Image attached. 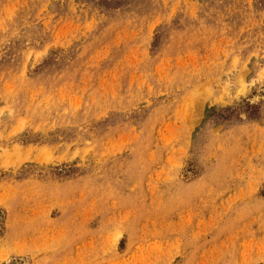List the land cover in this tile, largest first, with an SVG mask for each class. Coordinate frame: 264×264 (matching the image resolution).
Segmentation results:
<instances>
[{"label":"rangeland","instance_id":"374dc122","mask_svg":"<svg viewBox=\"0 0 264 264\" xmlns=\"http://www.w3.org/2000/svg\"><path fill=\"white\" fill-rule=\"evenodd\" d=\"M0 264H264V0H0Z\"/></svg>","mask_w":264,"mask_h":264}]
</instances>
